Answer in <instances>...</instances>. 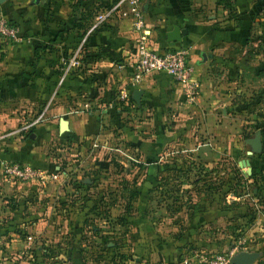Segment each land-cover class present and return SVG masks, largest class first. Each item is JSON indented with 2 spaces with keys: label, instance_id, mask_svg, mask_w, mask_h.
<instances>
[{
  "label": "crops",
  "instance_id": "obj_1",
  "mask_svg": "<svg viewBox=\"0 0 264 264\" xmlns=\"http://www.w3.org/2000/svg\"><path fill=\"white\" fill-rule=\"evenodd\" d=\"M77 1L38 0L33 4L32 0H0V12L29 39L0 42V120L12 125L20 115L32 120L45 112V120L29 128L33 130L27 139L2 142L0 160L46 164L50 157L39 145L58 143L72 151L74 147H91L96 141L110 144L122 140L138 149L150 170L159 162L149 157L161 155L166 148L168 159L176 153L194 154L196 165L205 172L216 167L222 155L235 161L243 150L235 142L241 135L242 144L248 147L244 151L247 156L259 131L261 137L263 125L259 124L250 137L244 132L247 126H242L236 135L233 122L240 117L246 122L264 120L263 0H141L150 45L160 52L178 46L189 48L200 81L199 94L192 103L187 102L181 86L165 73L148 74L138 85L130 82L136 56V32L130 17L115 13L95 30L89 28L84 34L86 39L72 48L78 37L73 9ZM92 1L95 10L101 11V6L111 0H87V4ZM175 26L187 31L181 42L167 40V33ZM77 50L81 56L87 53L91 60L85 59L79 67L69 69L60 87L65 62ZM122 89L128 96L126 102L116 100ZM110 103L112 107L119 104L118 114L112 112ZM60 118L68 124L63 133L59 130ZM146 131L150 133L145 139ZM220 136L226 146L219 143ZM182 140L194 145L175 144ZM249 160L250 166L252 162L258 166L255 172L264 170L263 144ZM186 166L187 163L179 166L166 162V170ZM172 181L166 178V184ZM0 184L9 185L5 180ZM231 184L232 178L215 177H196L180 184L199 186L201 200L191 210L193 221L188 224L198 234L193 240L198 250L214 248L218 241L209 235L226 221L230 223L224 218L231 212L229 197L233 193L227 192L224 206L219 209L213 201V191ZM208 185L209 190L204 188ZM174 241L182 245V239ZM170 243L166 250L172 252L177 245Z\"/></svg>",
  "mask_w": 264,
  "mask_h": 264
},
{
  "label": "rangeland",
  "instance_id": "obj_2",
  "mask_svg": "<svg viewBox=\"0 0 264 264\" xmlns=\"http://www.w3.org/2000/svg\"><path fill=\"white\" fill-rule=\"evenodd\" d=\"M241 119L233 122L236 135L242 126L249 128L244 132L250 137L259 124L264 129V120ZM32 120L21 115L12 125L0 120V146L7 139H27L35 126L24 131L21 127ZM146 132L145 139L150 133ZM243 137L236 136L235 142L243 150L235 161L222 155L216 167L205 172L196 165L194 154L176 153L168 159L166 148L161 155H150V161L159 162L150 170L138 149L122 140L110 142L106 150L74 147L71 151L58 143L39 145L50 160L46 164L33 162L36 165L25 162L57 175L45 185L6 177L1 163L21 161L0 160V180L9 183L5 187L0 184V264H203V256L233 249L235 254L255 253L252 264H264V200L254 195L257 188L263 194L264 179L259 173L246 179L247 168L237 165L238 159L247 157ZM223 138L220 136L219 143L226 146ZM175 144L194 145L184 140ZM169 161L187 166L166 170ZM168 177L173 179L171 184H166ZM196 177L234 180V184L213 191L219 209L227 192L233 193L229 197L231 212L224 218L230 223L226 221L210 234L218 242L202 251L193 243L196 229L188 227L193 221L191 210L201 200L199 186L180 185ZM180 239L182 245L174 241ZM170 241L177 245L172 252L166 250Z\"/></svg>",
  "mask_w": 264,
  "mask_h": 264
},
{
  "label": "built area",
  "instance_id": "obj_3",
  "mask_svg": "<svg viewBox=\"0 0 264 264\" xmlns=\"http://www.w3.org/2000/svg\"><path fill=\"white\" fill-rule=\"evenodd\" d=\"M141 0H117L109 9L99 12L94 19L91 29L95 28L106 18L118 13L123 17H130L132 20L133 30L136 32L135 45V61L132 66V74L130 82L138 85L143 78L151 73H165L176 81L182 88L187 102L192 103L197 98L200 90V81L196 74L194 64L190 59L189 48L184 46L173 47L165 51L154 49L149 42L146 33V22L143 12L140 8ZM84 40V39H83ZM29 42L8 17L0 12V42ZM80 54L78 50L69 57L58 81L60 84L69 69L79 65ZM117 101L126 102L128 96L124 89L117 96ZM112 107V104H109ZM45 112H41L30 123L21 127L24 131L45 120ZM93 148H102L106 150L107 143L96 141L92 144ZM1 171L10 179L19 180L20 182H36L45 185L49 180L56 178L55 173L49 172L45 168H40L26 162H2ZM234 249L228 253L212 254L202 257L203 264H231L230 259L235 254Z\"/></svg>",
  "mask_w": 264,
  "mask_h": 264
},
{
  "label": "trees",
  "instance_id": "obj_4",
  "mask_svg": "<svg viewBox=\"0 0 264 264\" xmlns=\"http://www.w3.org/2000/svg\"><path fill=\"white\" fill-rule=\"evenodd\" d=\"M264 1V0H263ZM115 2H117V0H111L108 4H106V5H103V6H101V8H103L101 11H105V10H107V9H109ZM99 6V5H98ZM95 6L93 5V1L91 2V3H89V4H87V0H78L77 2H76V4L74 5V13L76 12V14H75V16H76V21H75V23H74V28L78 31V37H76V41H75V43L73 44V46H71L72 48H75V47H77V45L79 44V42H81V40L83 39V38H85L84 37V34L86 33V31L89 29V28H91V26H92V24L94 23V19H95V17L97 16V14H99V12H101L100 10H95ZM96 12H95V11ZM99 11V12H98ZM10 19V18H9ZM10 21L16 26V24H15V22H13L11 19H10ZM91 21V22H90ZM102 23V22H101ZM100 23V24H101ZM100 24L99 25H97L95 28H93V29H91L90 31H92V30H95L97 27H99L100 26ZM86 39V38H85ZM37 53H38V49L37 48H35L34 49V54H35V56H37ZM72 56V55H71ZM85 59L86 60H91V56H89L87 53H83V55L81 56V53H80V57H79V64L81 63V62H84L85 61ZM77 67H79V65L77 66ZM76 67V68H77ZM75 68V69H76ZM63 72V71H62ZM61 77V76H60ZM60 79V78H59ZM64 79H65V77H64ZM64 79H63V81L60 83V87L61 86H63V84H64ZM117 108H119V104L118 103H116L115 104V106H113L112 108H110V109H112V112H114V113H117L118 114V110H117ZM261 137H262V144H263V146H264V139H263V137H264V129L262 128L261 129ZM99 162V161H98ZM101 165L102 166H107V164L106 163H101ZM251 167H252V171H251V174L248 176V179H253V178H256V174L257 173H259V174H261L262 175V179H264V170H261V172H260V170H259V172H255V169H257L258 168V166L257 165H255L253 162L251 163ZM254 195H258L259 197H261V198H263V200H264V192H263V194H262V192L261 191H259V189L257 188V192L256 193H254Z\"/></svg>",
  "mask_w": 264,
  "mask_h": 264
},
{
  "label": "water",
  "instance_id": "obj_5",
  "mask_svg": "<svg viewBox=\"0 0 264 264\" xmlns=\"http://www.w3.org/2000/svg\"><path fill=\"white\" fill-rule=\"evenodd\" d=\"M38 0H32V3H36ZM187 31L185 29H180L177 26L173 27V29L167 33V40L173 42H181L182 35L185 34ZM59 130L60 133L68 130L67 121L64 118H60L59 120ZM34 134H32V137ZM252 149L247 151L246 159H243L239 162L241 167L247 168V173L251 174L252 168L250 166V156L252 155L253 151H258L262 147V141L260 137V131L256 134V137L251 141ZM256 258L255 253H248V252H241L238 254H234L230 259L231 264H252L254 259Z\"/></svg>",
  "mask_w": 264,
  "mask_h": 264
}]
</instances>
